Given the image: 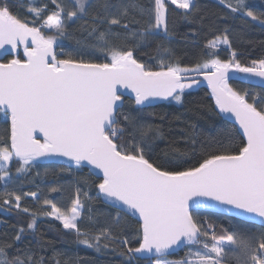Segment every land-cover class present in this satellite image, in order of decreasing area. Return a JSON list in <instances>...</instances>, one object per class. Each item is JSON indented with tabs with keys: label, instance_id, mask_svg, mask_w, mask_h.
<instances>
[{
	"label": "snow or ice",
	"instance_id": "snow-or-ice-1",
	"mask_svg": "<svg viewBox=\"0 0 264 264\" xmlns=\"http://www.w3.org/2000/svg\"><path fill=\"white\" fill-rule=\"evenodd\" d=\"M26 3L31 25L13 13L11 0H0V113L11 125L10 136L0 141V211L28 217L26 226L16 231L15 243L27 231L34 232L43 216L59 221L66 235L97 252L119 244L124 264H264V96L253 95L249 102L247 91L241 94L228 83L231 71L258 77L264 86V58L251 60L250 66L235 52L220 59L219 45L230 47L225 28L207 41L202 60L194 66L166 65L173 53L163 45L157 49L165 53L157 56L159 70L138 60L134 49L149 37L162 32L167 38L169 3L189 23H203L196 0H153L147 10L138 0H50L54 8L48 2ZM219 4L234 14L232 19L264 27V11L250 10L247 0ZM133 12L147 14L149 27L133 31ZM77 26L86 35L76 43L99 53L95 59L63 52L62 42L73 39L71 30ZM200 75L219 113L234 118L239 127L225 140L201 146L199 158L174 150L158 163L149 153L160 133L140 117L156 100L180 103ZM124 90L134 94L135 114L123 110ZM190 142L197 143L195 137ZM59 158L67 168H87L88 173L78 179L69 209L57 206L53 198L41 200L36 191H22L12 175L13 167L17 176L27 177L36 161ZM92 177L97 181L94 198L79 186ZM49 191L61 188L51 186ZM28 198L40 207L22 206ZM85 198L117 209L95 234L80 228L86 208L91 211ZM201 209H219L241 223H258L261 231L220 226L218 234V226L199 215ZM125 216L136 220L138 246L117 234ZM12 247L0 242V264H47L31 248L11 252ZM185 247L180 260L168 258Z\"/></svg>",
	"mask_w": 264,
	"mask_h": 264
},
{
	"label": "trees",
	"instance_id": "trees-1",
	"mask_svg": "<svg viewBox=\"0 0 264 264\" xmlns=\"http://www.w3.org/2000/svg\"><path fill=\"white\" fill-rule=\"evenodd\" d=\"M44 2L51 5L50 0H35V4L42 5ZM13 5L12 11L21 19L28 20L32 23V18L27 14L26 0H11ZM138 3L147 10L153 4V0H138ZM199 6V16L203 17V23H189L180 14L182 10L176 9L174 5L169 3L167 13L168 36L149 37L142 46L134 49L136 58L151 67L153 70H159L160 60L158 55L163 56L165 53L157 51L160 45L170 49L173 55L164 60L167 65L169 63L180 66H194L198 61L202 60V54L207 50L205 45L209 39L215 35L223 34L227 28L230 47L228 45H219V58L227 60L231 58L232 52L236 53L237 58L245 66L251 65V60L264 58V27L258 23L244 24L240 19H232L234 14L219 4V0H196ZM250 10L257 13L264 11V0H247ZM133 21L130 27L133 31L142 32L149 27L150 17L145 14L141 16L138 12L130 15ZM250 19V18H249ZM37 21V25H39ZM115 27V26H114ZM73 39L64 40L63 52L74 57L83 55L84 59H95L99 53H92L91 49L84 47L83 44L78 45L77 39H83L86 35L81 26L71 30ZM195 33V35H193ZM122 43V41H118ZM131 46V42H129ZM58 52L61 49H57ZM22 56V55H21ZM10 58V57H8ZM97 62H103L98 60ZM195 88L185 90L182 94L181 102L177 103L172 100L170 102L148 107L144 109L141 121L146 124L153 125L158 129L161 138L153 141V151L149 153L153 160L161 162L169 159L174 150L186 152L188 157L196 156L199 158L201 146L215 144L217 141L225 140L235 125L225 120L216 110L214 100L209 90L197 83ZM234 90L240 91L241 94L247 91L251 102L253 95L264 96V89L249 86L239 82H231ZM124 111L135 114L137 106L134 101L124 98ZM10 120H6L3 113H0V141L5 136H10ZM195 137L197 143L193 145L190 141ZM35 167L27 177L17 176L15 168L12 169V175L20 184L22 191H36L41 200L45 197L53 198L54 202L62 209H69L74 198L77 181L81 176H87V168L78 172L76 169H69L65 166L56 164L41 165L35 163ZM47 172V175L45 173ZM37 173L40 175L38 176ZM95 177L89 179L88 184H79L81 188L88 192L90 197H95L97 189ZM51 186L61 188L59 192H50ZM86 205L91 206V211L87 208L83 214V223L80 228L90 234H95L100 228L106 227L110 223V218L115 217L117 209L110 207L102 201H88L85 198ZM22 206L36 210L40 207L30 198L21 201ZM123 215V214H121ZM201 216H207L209 220L214 222L217 232H220V226L232 229L233 227H242L250 231H261V227L251 223H241V220L210 212H199ZM28 221L27 216H18L15 213H5L0 211V242H8L13 244L9 249L15 252L18 248H31L37 256H42L47 264H124V257L120 255L122 250L119 244H111L108 248H102L100 252L95 249H89L76 241L74 235L65 234L63 226L59 221L51 220L40 216L37 219L36 229L34 232L27 231L23 240L16 244L15 233L21 225H25ZM122 228L116 230L120 239L128 238L131 244L136 245L134 239V231L137 227L136 220L130 216L123 217ZM138 246V245H136ZM187 248L182 249L179 253L169 256L170 260H180L186 255ZM150 260H139L137 264H146Z\"/></svg>",
	"mask_w": 264,
	"mask_h": 264
},
{
	"label": "water",
	"instance_id": "water-1",
	"mask_svg": "<svg viewBox=\"0 0 264 264\" xmlns=\"http://www.w3.org/2000/svg\"><path fill=\"white\" fill-rule=\"evenodd\" d=\"M23 54V50L21 48L20 50V55ZM10 57V56H9ZM11 58V57H10ZM0 62H2V59H0ZM228 76H229V80H228V83L229 85L231 86V82H239V83H243V84H246V85H249V86H253V87H258V88H262L264 89V86L261 85V81H260V78L258 77H246V74H243V73H234V72H229L228 73ZM196 80H198L201 85L205 86L210 94H211V89L209 88L208 86V83L206 80H204L203 78V75H200V76H196L195 77ZM187 82H191V81H187ZM186 90V89H185ZM126 91V90H124ZM124 98H129V99H132L134 101V94H131L130 92H127L126 91V95ZM214 100V99H213ZM172 101L171 98H169L168 100H156L154 101L153 105L151 107H155L157 105H161V104H164V103H167V102H170ZM215 103V101H214ZM216 110L218 111L219 113V110L216 108ZM225 120L229 121L230 123H232L233 125H235L237 128L239 127L237 124H235L234 122V118H225L224 114H221L219 113ZM35 163H38V164H41V165H46V164H56V165H60V166H65V163H64V160L63 158H59V159H56V160H46V159H41L39 161H36ZM71 169H75L74 167L71 168ZM106 204V203H105ZM200 212H210V213H216V214H220V215H225V216H228V217H232V218H235V219H238L240 220L239 217H235L231 214H228L226 212H223L219 209H201ZM135 220V219H134ZM255 225H258L260 226L258 223L255 224ZM186 248V247H185ZM182 249L184 248H178L175 252H173L170 256L172 255H175L177 253H179Z\"/></svg>",
	"mask_w": 264,
	"mask_h": 264
},
{
	"label": "rangeland",
	"instance_id": "rangeland-1",
	"mask_svg": "<svg viewBox=\"0 0 264 264\" xmlns=\"http://www.w3.org/2000/svg\"><path fill=\"white\" fill-rule=\"evenodd\" d=\"M34 2H35V0H34ZM197 85H198V84H197V83H195V84H193V86H192L191 88H189V89H186V90H190V89H192V88H195ZM181 98H182V97H181Z\"/></svg>",
	"mask_w": 264,
	"mask_h": 264
},
{
	"label": "crops",
	"instance_id": "crops-1",
	"mask_svg": "<svg viewBox=\"0 0 264 264\" xmlns=\"http://www.w3.org/2000/svg\"><path fill=\"white\" fill-rule=\"evenodd\" d=\"M146 264H151V261H150V262H148V263H146Z\"/></svg>",
	"mask_w": 264,
	"mask_h": 264
}]
</instances>
